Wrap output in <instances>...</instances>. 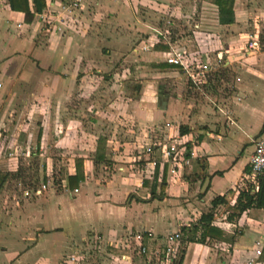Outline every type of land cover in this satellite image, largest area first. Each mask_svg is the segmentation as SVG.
Wrapping results in <instances>:
<instances>
[{
	"label": "crops",
	"instance_id": "crops-1",
	"mask_svg": "<svg viewBox=\"0 0 264 264\" xmlns=\"http://www.w3.org/2000/svg\"><path fill=\"white\" fill-rule=\"evenodd\" d=\"M60 2L45 0L27 23L0 0V140L11 134L17 151L0 159V173H15L32 153L48 183L20 198L4 197L10 176L2 184L0 264H66L90 239L106 253L96 264H173L165 236L177 231L181 264H264V209L226 218L241 189L257 190L246 168L264 135V0H233L234 21L225 24L213 0H82L68 26L56 21ZM166 21L187 60L208 65L198 85L163 61L168 45L155 43V31ZM155 140L184 146L189 162L174 175L147 165L143 147ZM77 159L84 179L71 190ZM218 195L227 204L211 211L212 225L222 237L182 243L180 227Z\"/></svg>",
	"mask_w": 264,
	"mask_h": 264
},
{
	"label": "built area",
	"instance_id": "built-area-1",
	"mask_svg": "<svg viewBox=\"0 0 264 264\" xmlns=\"http://www.w3.org/2000/svg\"><path fill=\"white\" fill-rule=\"evenodd\" d=\"M82 0H61L59 4V11L57 13V20L60 21L61 24H66L69 21L75 20L76 11L79 9ZM42 20H46L48 17L44 14L39 15ZM67 21V22H66ZM166 26L162 30L156 29L158 38L156 39L157 43H164L168 45V49L163 53V61L169 65L180 67L183 70L186 78L189 81L193 82L194 84L198 85L201 81L200 76L205 77L206 73L208 72V65H201L202 69L199 66L196 67L192 62L187 60L189 57V51L186 48H183L177 44L174 40L172 41L170 38L171 31L169 30L171 26L170 21H166ZM66 26V25H65ZM62 26L58 24L54 27L55 31H62ZM258 45L257 40L250 37V41L248 42V47L250 49H254L255 46ZM152 46L143 45V51H149ZM181 80L182 78L179 77ZM222 110V109H221ZM228 114V111L225 112ZM226 123H232L230 117L225 118ZM220 138V136H217ZM11 139L7 137H3L0 140V159L8 158L9 155L15 154L17 151L15 149L14 144H10ZM10 150V151H9ZM143 152L148 155L147 165L156 167V166H163L167 165L168 174L174 175L177 170L184 164L189 162L188 157H185L187 154V149L184 146H178L175 142L168 141V140H155L143 147ZM190 155V154H189ZM190 157V156H189ZM264 174V135L259 136L254 140V147L253 151L249 157L248 161V171H246V178L251 181H256L260 175ZM46 187L45 183H42L40 187L35 189H25L23 191L24 196H29L30 192L34 194H39L41 190ZM30 188V187H29ZM147 236L151 237L152 233L148 232ZM143 234L137 233L135 235V239L138 242L136 247L137 253H145L146 247L142 244ZM180 238V232H173L165 236V248L164 254L165 259L169 262H172L175 259L177 254V244ZM260 244V242L256 241V247ZM256 255L261 254V250L257 248L255 250ZM68 261L66 264H77L78 260L74 255H70L67 259ZM149 264V262L147 263ZM251 264V262H250Z\"/></svg>",
	"mask_w": 264,
	"mask_h": 264
},
{
	"label": "trees",
	"instance_id": "trees-1",
	"mask_svg": "<svg viewBox=\"0 0 264 264\" xmlns=\"http://www.w3.org/2000/svg\"><path fill=\"white\" fill-rule=\"evenodd\" d=\"M218 7V20L220 23H231L234 21L233 14V0H213ZM30 2L33 6V11L30 10ZM8 6L13 11H19L24 14V21L29 23L31 22L34 13H39L45 7V0H7ZM181 133L185 132L184 130L180 131ZM38 145V144H37ZM98 149L103 150V146ZM37 155V153L35 154ZM34 156L30 154V158ZM97 159H103V152H100L97 155ZM20 163V162H19ZM76 172L73 175L67 177V186L72 190L74 189L80 181L84 179L83 165L82 160H76ZM200 163L203 167V160H200ZM248 171V167L246 168ZM24 169L19 164V168L15 173H0V188L4 183L5 179L9 176L11 178L20 180L23 186L36 188L31 182H24ZM42 181H46V177H42ZM37 182V179H36ZM145 183V182H144ZM164 181L161 182V189L163 190ZM32 185V186H31ZM153 189V188H152ZM153 192V191H152ZM221 204H227L224 195L215 196L211 200V208L200 215L197 222L190 224L189 226H181V241L182 243L187 242H204L206 237H222V232L219 228L212 225V213L211 211L214 208ZM250 208H263L264 209V174L260 175L257 179V190L252 191V185L248 183L245 189H241L236 198L233 206L230 207L231 211L227 215V220L236 221L240 215ZM183 251V250H182ZM183 252L177 259H174L173 264H181L183 258Z\"/></svg>",
	"mask_w": 264,
	"mask_h": 264
},
{
	"label": "rangeland",
	"instance_id": "rangeland-1",
	"mask_svg": "<svg viewBox=\"0 0 264 264\" xmlns=\"http://www.w3.org/2000/svg\"><path fill=\"white\" fill-rule=\"evenodd\" d=\"M258 47L262 50L264 49L262 44H260ZM199 68L202 69L201 65L199 66ZM200 78H201V76H200ZM102 80H104V81H102ZM102 80L99 78V84L100 85L109 86V82L111 80H107V79L105 80V78H103ZM101 88L104 89L103 87H101ZM110 97H107V99ZM8 136H9L8 139H10L11 134H8ZM19 158H20V160H19L20 165L25 171L23 174L24 182H31L32 185L34 184V186H36V188L40 187L42 183H45V185L47 187V185H48V183H46L47 181H45V182L42 181L43 180L42 177L43 176L45 177L46 175H45V173H42L40 170V165L42 163V157L34 156L33 158H29V159L28 158H21V157H19ZM54 160H55L56 164L59 165L58 158L54 157ZM58 176H59V174H54V176H53L54 178L53 177L52 178L54 180H57ZM36 179H37V182H36ZM48 179H49V177H48ZM19 181L20 180H17L14 178L9 179L7 181V183H6L7 185L4 188V192L6 193V195L4 197H6L7 195L9 196V194H12V195L15 194V195H18L17 197L20 198L19 194L21 193V196H22L23 191L25 189H28L30 191H31V189H35V188H31V187L29 188V187L23 186L21 182L19 183ZM30 195L31 196L33 195L32 192H30ZM5 206H6L5 209H13L14 203H12V201H10V202L7 201L5 203ZM226 208H227V206H224V209H226ZM93 247H94V243L91 242V239L89 240V244L84 243L83 253H81L82 255L77 258L78 262H80L81 264H96L97 261H99V260L101 261L104 259V257H106L105 252L96 253V251H94ZM156 263H157L156 258H152L151 264H156Z\"/></svg>",
	"mask_w": 264,
	"mask_h": 264
},
{
	"label": "water",
	"instance_id": "water-1",
	"mask_svg": "<svg viewBox=\"0 0 264 264\" xmlns=\"http://www.w3.org/2000/svg\"><path fill=\"white\" fill-rule=\"evenodd\" d=\"M207 181H208V178L206 179L205 184H206ZM205 184H204V185H205Z\"/></svg>",
	"mask_w": 264,
	"mask_h": 264
}]
</instances>
